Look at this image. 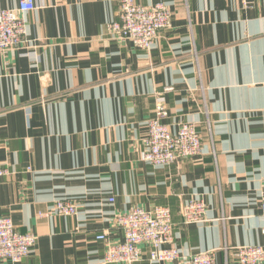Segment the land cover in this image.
<instances>
[{"label": "crops", "instance_id": "0c3cea01", "mask_svg": "<svg viewBox=\"0 0 264 264\" xmlns=\"http://www.w3.org/2000/svg\"><path fill=\"white\" fill-rule=\"evenodd\" d=\"M33 2L24 46L0 51V217L37 238L19 264H104L95 237L121 242L114 217L134 208H168L182 255L264 246V0H137L172 14L148 52L106 34L114 0ZM158 103L170 131L196 126L200 157L142 161ZM57 200L77 214L46 215ZM191 201L205 213L183 224Z\"/></svg>", "mask_w": 264, "mask_h": 264}, {"label": "built area", "instance_id": "2783aa9c", "mask_svg": "<svg viewBox=\"0 0 264 264\" xmlns=\"http://www.w3.org/2000/svg\"><path fill=\"white\" fill-rule=\"evenodd\" d=\"M118 5L116 20L105 24L106 34L114 41L130 42L133 47L150 51L159 32L170 28L171 12L162 2L143 6L137 0H114ZM35 9L33 0H21L15 9L0 10V51H17L24 46V16ZM195 53V52H194ZM166 112L158 103L154 115L146 120L147 137L143 142L141 159L153 167H168L177 161L201 156L202 136L192 123H182L175 132L162 124ZM7 171L0 169V177ZM113 202L112 198L108 199ZM259 208L264 218V189ZM76 203L57 200L51 204L48 214L72 217L77 214ZM205 213L201 201L188 202L181 209L183 224L199 223ZM112 227L122 235L121 242H110L107 233L95 239L105 243L104 264H136L146 250L149 264H214L218 250L225 256L232 254L237 264H264V246H240L196 252L182 255L174 246L173 223L166 207L152 210L134 208L114 217ZM36 236L16 231L8 217H0V264H19L36 243ZM145 248V249H143Z\"/></svg>", "mask_w": 264, "mask_h": 264}]
</instances>
